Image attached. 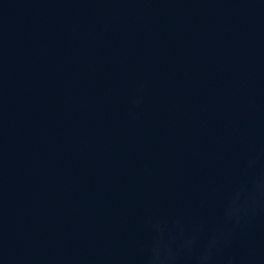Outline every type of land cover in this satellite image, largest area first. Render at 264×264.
<instances>
[{"label":"water","instance_id":"water-1","mask_svg":"<svg viewBox=\"0 0 264 264\" xmlns=\"http://www.w3.org/2000/svg\"><path fill=\"white\" fill-rule=\"evenodd\" d=\"M0 264H264V0H0Z\"/></svg>","mask_w":264,"mask_h":264}]
</instances>
